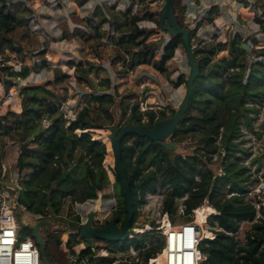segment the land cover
<instances>
[{
	"label": "trees",
	"instance_id": "1",
	"mask_svg": "<svg viewBox=\"0 0 264 264\" xmlns=\"http://www.w3.org/2000/svg\"><path fill=\"white\" fill-rule=\"evenodd\" d=\"M84 1L80 0L79 3L82 5ZM24 2L0 0V57L4 60H7L6 51L15 52L20 55L21 60L28 55L33 56L9 35L16 26L26 22L29 11ZM96 9L95 16H100L103 22L108 21L112 31L120 33V40L115 44L124 50L127 57L123 56L126 70L149 65L161 74L168 73L166 63L178 48H184V40L181 34H168L167 39L159 35V16L162 11L156 14L147 10L143 16H139L130 13L127 8L122 17L114 15L110 7L107 12L110 16L105 18L100 7L97 6ZM259 9L260 13L246 11L243 5L239 11L245 19L251 18L258 24L264 35V5L261 4ZM173 12L177 24L189 30L191 39L202 20L194 27L185 20L187 5L183 0H175ZM210 12L208 10L207 17L211 16ZM141 20H149L155 26L142 27L139 25ZM237 37L240 39V35L236 34V37H230L226 41L204 43L192 48L199 72L193 81L187 109L174 132L165 141H176L179 136L197 132L201 139L195 143L194 154H177L175 149L167 150L158 142L134 133L125 135L120 141V161L132 198L131 227L140 207L146 202V194L154 192L159 185L171 187L170 193L164 198L163 211L168 212L172 223L177 208L175 198L184 193H188V198L184 201L186 214L205 198L219 212L212 214L207 220L220 230H214L213 238L203 240L200 248L206 259L201 264H264V202L256 208L253 203L245 200L246 193L249 192L245 182L248 174L245 166L238 163L239 156L235 154L236 150H243L236 141L242 135L240 125L243 123L251 129L249 113L256 110L255 104L260 105L264 101V41L259 43L258 38L252 36L250 51H246ZM218 52L227 57H216ZM248 53H253L258 58L249 60ZM37 55L40 64L34 62L32 67L46 68L44 52H37ZM68 63L74 68L78 82L91 86L95 82L88 73L92 72L98 77L100 70L105 71L103 67H96L90 61ZM30 70L31 67L27 64L18 70H11L9 66L0 63V84L6 92L18 93L21 104L19 113L9 109L0 116V129L19 145L14 168L19 174L24 170L28 171L17 179V185L21 189L19 205L31 214H40L45 218L52 214V218L48 219H54L62 215V197L70 196L72 200L81 201H100L103 197H108L102 194V190L108 184V172L112 171L117 209L103 226L111 222L122 228L127 217L126 199L110 147L109 128L125 118L121 126L133 124L149 129L156 122L171 117L176 109L169 105V113L163 108L157 112L151 109L142 112L138 102L117 99L114 94L105 91L110 87V79L106 75L97 84L104 90L101 93H90L87 105L78 110L75 118L65 125L66 120L59 112V106L66 96H61L49 88V85L60 84L69 74L60 67H54L50 81L22 84L16 90V79L26 78ZM186 79L184 73H180L173 84L186 86ZM9 115L14 116L11 126L3 124ZM43 118L51 120L47 128L40 125ZM128 138H132L129 143ZM215 153L222 157L223 174L211 171L204 173L200 164L203 159L210 160ZM230 157L233 159L229 160ZM78 169L80 171L76 174ZM196 175H200L199 180L195 179ZM0 180L9 181L6 177H0ZM222 185L231 193L227 198L219 192ZM217 195L221 197L216 198ZM257 212L260 216L255 219ZM241 222H251L244 233V242L236 238ZM208 223L206 222L207 228L210 227ZM28 225L24 226L21 234L30 235L38 245ZM76 226L75 222H68L70 230H74ZM49 229L41 228L43 240ZM58 230L64 231L62 228ZM150 235L121 242H105L107 247L117 245L120 251H124L129 245L138 248L146 239H152ZM70 237L77 236L72 234ZM68 242L72 240L69 238ZM44 244L45 253V240ZM161 246L159 243L141 252L144 262ZM83 252L88 253L90 249L87 247ZM113 258L114 256L98 259L90 257L88 264H106Z\"/></svg>",
	"mask_w": 264,
	"mask_h": 264
},
{
	"label": "rangeland",
	"instance_id": "2",
	"mask_svg": "<svg viewBox=\"0 0 264 264\" xmlns=\"http://www.w3.org/2000/svg\"><path fill=\"white\" fill-rule=\"evenodd\" d=\"M16 1L17 0H9L11 3H15ZM23 1H25L24 5L29 11L26 15V22L16 26L9 35L12 39L17 41L24 50L31 52L33 56L31 57L28 55L24 60H21L20 55H17L15 52L10 53L6 51L5 55L7 56V60H4L1 65H7L11 70H18L25 64L31 67L30 73L26 78H23L22 81L21 79H16V90H19V86L22 84H39L50 81L53 78L54 67H60L63 71L68 73L69 77L60 84L49 85V88L55 90L61 96H66L65 101L59 106V112L62 113V117H65L64 119L66 120L65 125L68 124L69 120L75 118L78 110L87 105V99L90 93H101L104 90V88L99 87L97 84L99 79L106 75L110 79V87L105 91L111 92L117 99L120 98L128 102H138L139 110L142 112L150 109L157 112L159 109L163 108L169 113V105L173 106L175 109L179 106L185 94L186 86L185 84L175 86L173 83L180 73H184V75L188 77L190 72L189 64L185 58L184 48H178L174 56L166 63L168 70L166 74L157 72L149 65H139L130 70H126V62L123 57H126L124 50L115 44L117 40H120V33L112 31L108 21L103 22L100 16H95L97 6L100 7L105 18H109L110 16V14L107 13L110 7H112L111 10H113L114 15L118 14L122 17L127 8L130 10V13L138 14L139 16H143L147 10L158 14L162 11L166 0H85L82 5L79 3L80 0ZM238 1H245L247 4L246 10H250L251 12L260 13L259 6L261 4L264 5V0ZM227 3V0H209L208 5L205 6L207 11L204 14V16H206L208 10H211V16H206L207 18H205L206 22H209V24L204 27H201V25L197 28L190 39L192 47L204 43L226 41L230 37H236V34L240 35V39L237 37V40L241 45L244 46L247 44L249 46L248 49L244 48L246 51H250L252 36L257 37L259 43L264 41L263 32L260 31L258 24L251 19H245L240 16L238 5H229L232 11H234V14H231ZM215 16L222 17L224 20L230 17L232 19V24L227 26L223 25L222 22L218 26H211L210 23L214 22L213 19ZM195 24L194 22L191 26L194 27ZM139 25L146 28L155 26V24L149 20H141ZM159 35L163 36L165 39L168 38V34L164 31L160 30ZM37 52H44L46 68L40 67L39 69H35L32 67L34 62L40 64V58ZM216 57L226 58L227 55H222L218 52ZM247 58L250 60L258 57L253 53H248ZM70 61L81 63L90 61L93 62L96 67H103L105 71L100 70L98 77L92 72L88 73L89 77L95 83L93 86L87 85L86 83L78 82L75 78L74 68L68 63ZM15 96L17 97L16 100L20 101L18 93H16ZM3 98H5V94H3ZM255 106L256 110L249 113L252 128L250 129L243 123L240 125L242 135L236 141L238 142V146L243 148V150H236L235 154L239 156L238 163L245 166V172L248 174V177L245 178V182L247 183L249 192L246 193L245 200L253 203L255 207L258 208L264 202V101L260 105L255 104ZM13 120L14 116L9 115L3 124L10 125ZM124 120L125 118L117 121L118 126H121ZM144 120L145 119H143V121ZM50 123L51 120L47 119L46 122L42 123L41 121L40 125L42 128H47ZM200 139L201 135L196 132L179 136L176 138V141L171 140L168 142L177 145L175 148L177 154L192 155L196 151L195 143ZM4 140H7V142ZM131 141L132 138L127 139L128 143ZM18 153V143L11 141L10 138L4 135L3 130L0 129V160L2 158L0 162V177H6L9 181L15 182L16 184L17 179L28 172L24 170L19 174L14 168ZM221 159L222 157L215 153L211 155L210 160L207 161L203 159L200 168L204 173L211 171L214 174H223ZM232 159V157L229 158V160ZM79 171L80 169L76 171V174H78ZM110 172H108V184L102 190V194L108 195V197H103L101 201H95V206L100 209L96 213V217L101 219L106 213L105 211L114 208L111 212L113 213L117 209L113 187L114 180L112 171ZM195 179L199 180L200 175H196ZM7 189L14 198V191L9 190L10 188ZM219 192L223 194L224 198L231 195V193H228L225 185L220 187ZM219 197H221V195L216 196V198ZM87 200H72L70 196L62 197L63 211L60 217L65 219L69 218L73 212L77 211L82 216H85L90 207L85 206L78 209L74 202L79 203ZM161 209L162 207L157 204L156 194L152 197L146 195V202L140 207L135 222L140 221L143 222V224L154 227L161 218ZM15 215L17 219L20 217L24 225L37 222L33 214L27 212L22 205L18 206ZM187 215L188 214L185 212L183 215H178L176 210L173 214L174 222H182L183 219H186ZM110 216L111 214L108 215V217ZM258 216H260L259 212L256 213L255 219ZM250 223L251 222L240 223L239 231L236 235L237 240L240 242H244V233L248 229ZM133 226H135V223ZM19 227L20 232H23L24 226L19 224ZM50 227L44 239L47 245L46 252L44 253L45 257L47 260L49 259L48 261L52 264H69V257L66 251L69 238L74 240V243L82 242L83 244H87L86 241L81 238L77 240L71 238L65 231H59L58 228H54V224ZM212 227L216 228V226ZM151 232L153 233L150 235L152 239L149 246L158 245L160 243L159 234L155 230ZM208 232L210 233V231ZM94 243L99 247L106 246V242L100 239H95ZM107 251L109 252L108 255L115 256V259H122L123 256L130 254L128 251H119L117 245L107 247ZM140 251L143 252L142 250ZM140 251L135 255L139 260L137 264L142 262Z\"/></svg>",
	"mask_w": 264,
	"mask_h": 264
},
{
	"label": "built area",
	"instance_id": "3",
	"mask_svg": "<svg viewBox=\"0 0 264 264\" xmlns=\"http://www.w3.org/2000/svg\"><path fill=\"white\" fill-rule=\"evenodd\" d=\"M183 2L186 3L187 8L201 5L202 7L198 15V18L200 19L207 11V8L203 4H208L209 0H183ZM3 62L4 58L2 57L0 58V63ZM18 79L20 80L19 77ZM14 95V92L8 91L5 96L12 97ZM46 120V118H43L41 121L43 123L46 122ZM170 191V186L159 185L154 192H148L146 194L150 197L156 194L157 204L162 207L161 218L157 221V225L154 227L143 224V222L140 221L134 222L135 226L131 227L132 232L128 234L127 240L151 234L153 233L151 231L154 230L159 234L160 243L162 244L161 248L152 257L147 258L145 262L142 257V262H140V264H201L202 261L206 259V255L200 248L203 240L206 238H213L215 236V234H213L214 230L220 229L210 226L208 229L211 236L206 237L203 233L205 226L199 222V217L200 215H204L205 221L208 223V218L212 214H218L219 212H217L216 208L207 198H205L199 205L191 209L190 213L187 215L189 219H183L182 222L178 221L172 223L168 212L163 211L164 198L170 193ZM187 198L188 193H184L180 197L175 198L178 215L184 214L186 209L184 201ZM95 201L96 200L94 199H88L85 202H74L78 209L85 206L90 207L85 216H82L77 210V212L71 214L72 216L78 217L76 221L77 226L86 221L87 214L90 211L94 212V221L97 222L98 225H103L108 219V215L112 214L111 212L114 208L105 211L106 213L103 215L102 219L96 217V213L100 209L95 206ZM18 206L19 203L16 201L15 197H12L8 189L0 186V264H45L42 259V254L32 237L30 235L22 236L20 232L19 224L22 226H25L26 224L24 225L20 217L17 219L15 215ZM203 206H206V209H204ZM33 216L37 221L40 219L49 221L54 220L48 219L49 217L52 218V214L46 218L42 217L40 214H33ZM53 224L54 228H59L55 223ZM149 243L151 244V239L145 240L138 248L129 245L121 252L128 251L130 254L123 256L122 259H115L114 256V258L106 264H137L139 260L137 256L135 257L136 253L140 250L144 251L149 248ZM85 248H87V244H83L82 242L69 243L67 241L66 251L69 257V264H88L90 257L98 259L101 257L113 256L108 255L109 252L107 251V246L99 247L94 243L93 247L89 248L90 252L88 253L83 252Z\"/></svg>",
	"mask_w": 264,
	"mask_h": 264
},
{
	"label": "water",
	"instance_id": "4",
	"mask_svg": "<svg viewBox=\"0 0 264 264\" xmlns=\"http://www.w3.org/2000/svg\"><path fill=\"white\" fill-rule=\"evenodd\" d=\"M174 3L175 0L165 1L162 13L159 16V26L161 31H164L169 35H180V34L183 35L184 54L186 61L189 64L190 72L186 79V91L179 106L176 108L175 113L171 117L156 122L153 125V127L149 129L141 128L133 124H127L121 126L120 129L117 130L119 127L118 123H115L113 126L109 128L110 147L114 156L118 175L122 181L123 192L126 199L127 217L124 222V225L122 226V228H119L114 223L110 222L105 226L94 227L92 225L93 216H94L93 211H90L87 214L86 221L83 224L76 226L74 231L69 230L67 219L62 218L60 216H56L53 221L40 219L34 224H29L28 227L30 228L32 235L37 240V243L39 245V250L42 254V259L45 264H52V263H50L44 255L45 244H44L43 236L40 233L42 227L49 228L53 223H55L65 232L74 234L79 238L84 239L87 243L88 248L93 247L94 239H100L106 242H111V241L121 242L126 240L128 234L132 232L131 230V219L133 216L132 198L130 194L129 184L126 180L124 170L120 161V141L125 135L129 133H134L139 136H146L151 140L158 142L162 147L166 148L167 150H173L177 147L176 144L167 142L165 140L174 132V130L181 121L187 109L188 102L192 94L193 81L195 77L198 75L199 71L192 50L193 47L190 42L189 30L186 29L184 26H179L177 24L173 12ZM243 47L245 49L249 48L247 44H245ZM0 186L14 190L16 201L17 202L19 201L21 189L15 182L0 180Z\"/></svg>",
	"mask_w": 264,
	"mask_h": 264
},
{
	"label": "crops",
	"instance_id": "5",
	"mask_svg": "<svg viewBox=\"0 0 264 264\" xmlns=\"http://www.w3.org/2000/svg\"><path fill=\"white\" fill-rule=\"evenodd\" d=\"M228 4V9L230 11L231 14H234V11H232V8L229 7V5H238L239 9L241 8V6L245 5V9H247V4L245 1H238V0H227ZM203 5L207 6L208 4L204 3ZM216 5V4H215ZM201 5H196V6H192V7H189L187 8V13H186V17H185V20L189 23H197L199 20H202V26L201 27H204L206 25L209 24V22L207 23L206 20H205V17L207 16H203L201 17L200 19L198 18V15L200 13V9H201ZM246 11H250V10H246ZM240 13V11H239ZM240 16L244 17L241 13H240ZM251 19V18H249ZM252 20V19H251ZM214 22H211L210 25L211 26H215V25H219L223 22V25H227V26H230L232 24V19L230 17H228L226 20H224L222 17H218V16H215L214 19H213ZM253 22V21H252ZM6 90L4 89V86L2 84H0V115L2 114H5L7 112V110L9 109H12L13 112L15 111L16 113H19L20 110H21V104H20V101H17V97L14 95L12 97H6L3 98V94L6 95ZM16 94V92H14ZM5 142H7V140H4Z\"/></svg>",
	"mask_w": 264,
	"mask_h": 264
},
{
	"label": "flooded vegetation",
	"instance_id": "6",
	"mask_svg": "<svg viewBox=\"0 0 264 264\" xmlns=\"http://www.w3.org/2000/svg\"><path fill=\"white\" fill-rule=\"evenodd\" d=\"M73 218H75V219H73ZM109 218V217H108ZM67 219V221L69 222V223H73V222H75L76 223V221H77V219H78V217L77 216H72V215H70V217L69 218H66ZM94 216H93V223H92V225L94 226V227H100V226H103V225H98L97 224V222H95L94 221ZM49 228H51V227H49ZM76 228V227H75ZM70 230V229H69ZM75 230V229H74ZM74 230H70V231H74ZM68 233V232H67ZM69 235H72V234H70L69 233ZM74 235V234H73ZM76 236V235H75ZM74 239H80L78 236L77 237H75ZM94 241H95V239H94ZM72 242H75L74 240H72Z\"/></svg>",
	"mask_w": 264,
	"mask_h": 264
},
{
	"label": "bare ground",
	"instance_id": "7",
	"mask_svg": "<svg viewBox=\"0 0 264 264\" xmlns=\"http://www.w3.org/2000/svg\"><path fill=\"white\" fill-rule=\"evenodd\" d=\"M203 208L204 209H206V206H203ZM199 222L203 225V226H205L206 227V221H205V218H204V215H200V217H199ZM204 227V235L206 236V237H209V236H211V234L208 232L209 230H208V228L206 227L205 228ZM207 229V230H206Z\"/></svg>",
	"mask_w": 264,
	"mask_h": 264
}]
</instances>
